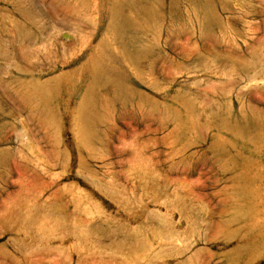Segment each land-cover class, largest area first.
<instances>
[{
    "label": "rangeland",
    "instance_id": "374dc122",
    "mask_svg": "<svg viewBox=\"0 0 264 264\" xmlns=\"http://www.w3.org/2000/svg\"><path fill=\"white\" fill-rule=\"evenodd\" d=\"M0 264H264V0H0Z\"/></svg>",
    "mask_w": 264,
    "mask_h": 264
}]
</instances>
